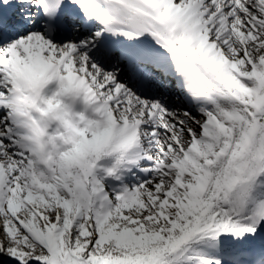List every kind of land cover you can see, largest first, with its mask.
Masks as SVG:
<instances>
[{
  "label": "snow or ice",
  "instance_id": "snow-or-ice-1",
  "mask_svg": "<svg viewBox=\"0 0 264 264\" xmlns=\"http://www.w3.org/2000/svg\"><path fill=\"white\" fill-rule=\"evenodd\" d=\"M0 217V264H264V0H0Z\"/></svg>",
  "mask_w": 264,
  "mask_h": 264
},
{
  "label": "clouds",
  "instance_id": "clouds-1",
  "mask_svg": "<svg viewBox=\"0 0 264 264\" xmlns=\"http://www.w3.org/2000/svg\"><path fill=\"white\" fill-rule=\"evenodd\" d=\"M42 92H43V89H41V94H42ZM59 92H60V89H58V91H56V93L51 98H49L56 105V113H54L52 115H49L48 117L45 118L46 119V127L44 129L45 132H47V129L50 128L53 123H57V121L55 120V115L56 114H60V115H65L66 114L65 118L72 119L73 123H77L79 121V119L78 120L76 119L77 115L79 117L81 115H83L85 120H89V118H86L83 113H75L73 111L72 104L66 102V99H65V98H67L68 100L74 101L75 98L69 97V96L58 95ZM57 101H58V103H57ZM59 126H62V125H59ZM51 143H52L53 147H57V145L55 143V140H52Z\"/></svg>",
  "mask_w": 264,
  "mask_h": 264
},
{
  "label": "rangeland",
  "instance_id": "rangeland-1",
  "mask_svg": "<svg viewBox=\"0 0 264 264\" xmlns=\"http://www.w3.org/2000/svg\"><path fill=\"white\" fill-rule=\"evenodd\" d=\"M109 162H108V160H101V161L98 162V165H99V167H98L99 171L97 169V177L98 178H100L101 176H104L105 175L103 173L102 169H103V167L110 166L111 162H110V164H109ZM143 166H146L147 167V166H150V164L145 163ZM128 176L130 178L127 177V179H125V180L121 179L119 184L118 183L109 184V177H106L102 182L105 184V186H106V184L111 185V186H106V189H109L111 187H115L117 189H120L121 187H123L125 185L127 187H129V188H132L137 183H139L142 180H144L145 178H147L145 176V174L142 173V172H140V173L131 172ZM0 224H2V217H0ZM0 236H2V233H0ZM9 264H10V262H9Z\"/></svg>",
  "mask_w": 264,
  "mask_h": 264
},
{
  "label": "bare ground",
  "instance_id": "bare-ground-1",
  "mask_svg": "<svg viewBox=\"0 0 264 264\" xmlns=\"http://www.w3.org/2000/svg\"><path fill=\"white\" fill-rule=\"evenodd\" d=\"M49 88H50V86H49ZM49 88L47 89V91L50 90V92L47 93V96H48V97H46V95L44 96L46 99L49 98V97H51L52 95H54V94L56 93L55 91H54L53 93H51V92H52V90H51L52 88H50V89H49ZM77 99H78L77 104H80V103H81L82 105H85V104H86L82 96H81V97H77ZM77 104H76L75 108L79 107ZM82 108L84 109V107H82ZM194 111H195V110H194ZM93 112H94V111H93ZM197 115H199V114L197 113ZM57 123H58V122H57ZM54 127H55V125H54ZM109 160H110V159H109ZM109 160H108V161H109ZM98 171H99V169H98Z\"/></svg>",
  "mask_w": 264,
  "mask_h": 264
}]
</instances>
